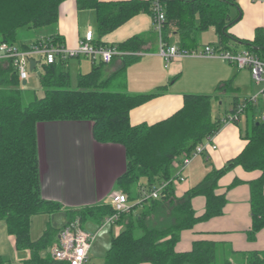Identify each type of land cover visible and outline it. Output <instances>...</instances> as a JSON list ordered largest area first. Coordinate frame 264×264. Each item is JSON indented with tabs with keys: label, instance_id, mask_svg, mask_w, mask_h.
<instances>
[{
	"label": "trees",
	"instance_id": "1",
	"mask_svg": "<svg viewBox=\"0 0 264 264\" xmlns=\"http://www.w3.org/2000/svg\"><path fill=\"white\" fill-rule=\"evenodd\" d=\"M64 1L0 0V42L15 43L17 32L22 28L37 29L56 23ZM74 1L78 9L96 11L100 36L140 12L151 14L150 0ZM164 2L165 22L161 35L164 41L175 34L181 47L193 48L197 44V34L210 27L215 29L220 43L231 38L227 28L231 22L230 9L237 7L236 0ZM48 37L62 43L57 35ZM144 42L143 37L133 36L111 45L126 52L117 56L120 59L118 67L107 75L104 74L106 64L93 61L89 72L77 75L76 88L70 86L66 61L41 63L39 81L43 95L26 104L22 102L17 72L10 61L0 59V221L5 222L7 232L14 236L16 248L29 250L26 264H68L42 253L57 241L62 228L57 230L49 224L38 239L30 237L34 215L51 214L62 209L60 203L41 196L37 125L42 122L87 121L91 124L95 141L117 143L124 148L125 170L116 179L115 187L134 204L128 211L120 213L115 222L123 229L112 235L103 264H233V252L214 242L194 241L192 248L185 252L176 251V244L183 230L222 214L226 199L223 194L215 193L217 182L237 165L261 172L256 180L248 183L252 224L247 238L253 240L264 228V121L257 117L259 108L247 103L244 109L248 123L247 143L243 150L220 169L207 172L184 194L175 196L174 185L179 182L173 180L172 165L177 158L189 155L198 143L219 130L222 118L214 117L212 108L213 103L220 100L219 92L227 90V84L219 86L213 95L185 94L182 108L165 120L153 125H131L130 109L161 90L138 94L126 91V68L139 59L136 53ZM239 42L245 45V50L264 59L260 30H256L253 41ZM26 47L22 45V48ZM243 101L248 102L244 98L239 103ZM141 179L144 182L140 184ZM161 183L166 185L160 197L142 199V188L151 190ZM196 196L205 198L204 212L199 216L192 207V199ZM65 213L66 224L77 220L82 225L90 220L101 225L104 218L115 210L107 201L67 209ZM238 264H264V251L241 253Z\"/></svg>",
	"mask_w": 264,
	"mask_h": 264
},
{
	"label": "crops",
	"instance_id": "2",
	"mask_svg": "<svg viewBox=\"0 0 264 264\" xmlns=\"http://www.w3.org/2000/svg\"><path fill=\"white\" fill-rule=\"evenodd\" d=\"M101 1L110 3L124 0ZM236 2L237 7L230 9L231 22L227 28L231 38L220 43L215 29L210 27L197 34L195 47L210 45L236 51L245 50V45L239 41H253L256 30L261 31L264 43V0H236ZM239 13L240 17L235 21ZM87 29L93 31L95 40L108 46L123 42L133 36H141L145 40L141 50L137 52L140 53L139 59L126 68V91L138 94L161 90L156 96L130 109L128 118L131 125H153L165 120L182 108L185 94L213 95L217 93L219 86L227 84V90L220 91L219 96L220 99L224 96L232 97L233 103L230 110L217 115L222 118V124L219 130L212 135V142L216 148L209 149L204 154L195 157L183 170L185 180L174 185L175 196L179 197L184 194L207 172L220 169L243 150L247 143L245 137L248 117L244 114V130L240 125L241 116L236 122L228 123H223V118L225 113L229 114L232 108L240 102L236 93L250 84L249 70L237 69L218 57H184L166 65L158 52L160 40L163 39L155 31L149 12H140L114 30L100 36L97 30L96 11L78 9L74 0H66L60 7L57 22L37 28L36 30L42 31L27 43L21 44L20 47L30 45L37 38L50 35L59 36L65 46L74 47L78 38ZM174 36L177 35H171L165 42L179 45V42L173 41ZM80 58H76L79 66L77 67L79 68L78 74L89 72L92 68V60L84 57L90 60L87 68L89 71L81 72L80 69L85 65ZM69 61L70 59L66 61L68 72ZM119 64V57H114L110 63L105 65V73L109 75ZM246 97L248 96L244 98ZM216 103L218 101L213 104ZM262 112L264 111L258 110L257 117ZM37 148L41 196L45 200L60 203L62 209L51 214L34 215L30 223L31 239L36 237L33 233L39 229L40 225L45 227L44 229L49 224L54 229H61L67 222L65 213L67 209H79L107 202L108 194L116 189V179L124 172L126 163L122 145L95 141L91 124L87 121L39 123L37 125ZM182 159V156L179 157L172 165L173 174L176 173ZM260 174V170H245L240 165L224 173L218 179L215 190L216 194H223L226 199L222 214L198 222L191 229L183 230L176 244V251H189L194 241L214 242L220 247L230 249L235 257H239L241 253L264 251V228L257 232L253 240L247 238V231L250 230L252 224L248 183L256 180ZM192 207L197 216L201 215L205 208V198L203 196L194 197ZM81 227L94 236L88 257L92 253L101 258H104L110 246L112 235L118 234L123 229V226L119 224L100 226L90 220L84 222ZM29 257V250L17 249L15 238L7 232L5 222L0 223V264H26Z\"/></svg>",
	"mask_w": 264,
	"mask_h": 264
},
{
	"label": "built area",
	"instance_id": "3",
	"mask_svg": "<svg viewBox=\"0 0 264 264\" xmlns=\"http://www.w3.org/2000/svg\"><path fill=\"white\" fill-rule=\"evenodd\" d=\"M150 4L153 27L161 37L165 22V2L164 0H150ZM158 52L166 65L184 57H218L234 65L237 69L246 68L249 70L252 80L261 84L262 89L258 94L247 98L248 102L243 101L239 103L234 112L227 114L223 118V123L236 122L239 120L241 114H243L247 103L255 104L259 95L264 96V59L259 58L249 50L236 51L210 45L185 48L178 44H168L160 40ZM122 54H124V52L117 50L114 46L97 43L91 29H87L85 33L78 38L77 44L74 47H67L63 43L58 44L48 36L37 38L26 48L18 47L14 43L0 42V59L11 62L13 68L17 72L19 81H26L28 70H30V60H34L33 69H35L36 65L41 63L51 64L57 61H67L70 58L78 57H86L91 59L92 62L107 64L110 63L114 57ZM259 119L264 121V112L259 114ZM212 139L213 136H209L201 143H198L189 155L183 157L174 174V182H183L185 180L183 170L195 157L204 154L209 149L216 148ZM165 185L166 183H161L151 190L142 188V199L160 197ZM107 199L114 207L115 213L104 218L101 224L102 226L114 224L118 220L120 213L126 212L130 208L128 197L124 192L111 191ZM93 237V234L85 231L77 220L70 222L60 230L57 241L50 247V256L53 260L59 262L64 261L68 264H86Z\"/></svg>",
	"mask_w": 264,
	"mask_h": 264
},
{
	"label": "rangeland",
	"instance_id": "4",
	"mask_svg": "<svg viewBox=\"0 0 264 264\" xmlns=\"http://www.w3.org/2000/svg\"><path fill=\"white\" fill-rule=\"evenodd\" d=\"M93 28H94V31H95V23H94ZM40 31H42V30L24 29V28H22V29L18 30V32H17L16 41H15L14 44L16 46L20 47L21 44L27 43L29 40L33 39V37L36 36L37 34H39ZM173 41H175L176 43L179 42V39L177 38V36L173 37ZM80 61L84 63L83 65H85V66H83L80 69V71L81 72L89 71V69H87V68H88V66L90 64V60L89 59H85L84 57H81ZM69 67H70L69 68L70 86H71V88H76V86H77V74H78V71H79L78 70L79 68H77V67H79L78 66V59L70 58ZM41 72H42V67L39 64V65H37V67L35 69L28 70V77L26 79V83L23 84L22 81H20L19 87H20V92H21V97H22L23 104H26L27 102L32 100L34 97H41L43 95V88H42V86L40 84V81H39V75H40ZM104 74H105V70H104ZM250 86H251V88H250ZM261 89H262V85L259 84V83H256L251 78L250 84L247 85V87H242L241 90L236 93L237 99L242 101L245 96H248L246 98H249L252 95L258 94ZM232 103H233V98L232 97H229V96L222 97L218 101V103L213 104L212 115L213 116L221 115L225 111L230 110V108L232 107ZM255 105H257L259 110H263L264 111V96L259 95V97L257 98V100L255 102ZM240 119H241V121H240L241 124L240 125L242 127V130H244V128H245V116H244V114L241 115ZM143 182H144V179H141L140 180V184L143 183ZM195 183H192V184L194 185ZM114 190L115 191H121V190H116V189H114ZM114 190H112V191H114ZM128 204L131 206V205L134 204V201H130V202L128 201ZM139 209L140 208H138V211H139ZM54 218L55 217H53V219ZM0 223H4V222L0 221ZM44 228L45 227H41V225H40L39 229H37L35 231V233H33V234H35L34 236H36L33 239L37 238L38 236H41L42 232L45 230ZM50 251H51L50 247H48L42 253L43 254H49ZM87 260L88 261L86 262V264H103V258L96 257L92 253L89 254V257H88ZM231 260H232L233 264H238L239 263V257L233 256L231 258Z\"/></svg>",
	"mask_w": 264,
	"mask_h": 264
},
{
	"label": "water",
	"instance_id": "5",
	"mask_svg": "<svg viewBox=\"0 0 264 264\" xmlns=\"http://www.w3.org/2000/svg\"><path fill=\"white\" fill-rule=\"evenodd\" d=\"M239 17H240V13H239V15L236 17V19H234V20H235V21L238 20ZM232 22H234V21H232ZM29 66H30L29 69L32 70L33 67H34V60H30V62H29ZM22 83L24 84V83H25V80H23Z\"/></svg>",
	"mask_w": 264,
	"mask_h": 264
}]
</instances>
